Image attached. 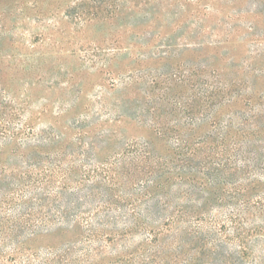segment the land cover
<instances>
[{"label": "rangeland", "instance_id": "374dc122", "mask_svg": "<svg viewBox=\"0 0 264 264\" xmlns=\"http://www.w3.org/2000/svg\"><path fill=\"white\" fill-rule=\"evenodd\" d=\"M0 264H264V0H0Z\"/></svg>", "mask_w": 264, "mask_h": 264}, {"label": "trees", "instance_id": "16d2710c", "mask_svg": "<svg viewBox=\"0 0 264 264\" xmlns=\"http://www.w3.org/2000/svg\"><path fill=\"white\" fill-rule=\"evenodd\" d=\"M207 85V84H205ZM205 85H202V94H201V100H202V106H203V109H208L210 107H213L215 105H217V101H218V93H217V87H212V85L210 86L209 84L207 86ZM212 87V88H211ZM224 135V136H223ZM222 133H218V136L217 134L215 136H211V141L208 142L207 141H204V142H201L200 144L201 145H204L205 147L207 145H211V146H214V148L217 146H221V145H224V141L226 140V135H227V132L226 134H223ZM219 140L222 142H219ZM184 145V146H183ZM210 149H212L210 147ZM177 154L178 156L180 157L176 163H180L181 165H184L186 164L187 162L186 161H190L189 159L191 157H195L196 154L200 153V151L198 152L199 148H197L196 146L193 147L192 145L185 143V144H182V145H179L177 148ZM184 155L186 158L182 157L181 156ZM199 156V155H197ZM175 161L173 162V164H176ZM170 165L168 162H164L163 166H169L172 167L173 166ZM177 172V175L178 177L179 176H183L182 172L180 169H176ZM180 212V211H179Z\"/></svg>", "mask_w": 264, "mask_h": 264}]
</instances>
